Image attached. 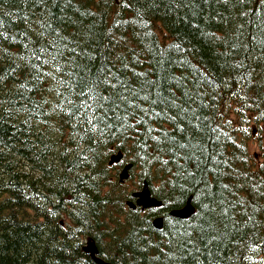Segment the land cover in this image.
<instances>
[{
  "label": "trees",
  "instance_id": "obj_1",
  "mask_svg": "<svg viewBox=\"0 0 264 264\" xmlns=\"http://www.w3.org/2000/svg\"><path fill=\"white\" fill-rule=\"evenodd\" d=\"M249 117L264 0H0V264H96L88 235L112 264H264ZM119 150L160 207L125 205Z\"/></svg>",
  "mask_w": 264,
  "mask_h": 264
},
{
  "label": "water",
  "instance_id": "obj_2",
  "mask_svg": "<svg viewBox=\"0 0 264 264\" xmlns=\"http://www.w3.org/2000/svg\"><path fill=\"white\" fill-rule=\"evenodd\" d=\"M122 157H123V153L122 151L119 150L116 153L110 155L108 163L109 164L117 163L122 159ZM131 168H132L131 162H127L121 168V170L118 173L120 183L124 182L126 179L129 178ZM131 196L135 200H127L126 204L132 209H135L136 207H140L142 210H144L151 207H160L162 205V201L151 194V191L146 181L143 182L142 186L139 189L134 190ZM194 212H195V207L191 203V196H190L186 200L185 204L182 205V207L171 209L168 211V214L170 216L179 219H186L190 217ZM152 224L155 229H160L163 225V217L162 216L154 217L152 219ZM83 250L91 256V258L94 260L96 264H112L99 256L96 242L91 236L87 237L86 243L83 245Z\"/></svg>",
  "mask_w": 264,
  "mask_h": 264
},
{
  "label": "rangeland",
  "instance_id": "obj_3",
  "mask_svg": "<svg viewBox=\"0 0 264 264\" xmlns=\"http://www.w3.org/2000/svg\"><path fill=\"white\" fill-rule=\"evenodd\" d=\"M231 116H234L233 113H230ZM247 127L245 129L248 132V135H244L245 143L247 147V152L249 155V162L252 165H264V125L263 123L254 121L253 118L249 117V121L246 123ZM129 161L126 158L119 164ZM135 170V169H134ZM134 170H131L129 179H126L124 183H119L123 185L129 192L135 190L137 187L138 179L133 177ZM108 182L110 180H107Z\"/></svg>",
  "mask_w": 264,
  "mask_h": 264
},
{
  "label": "bare ground",
  "instance_id": "obj_4",
  "mask_svg": "<svg viewBox=\"0 0 264 264\" xmlns=\"http://www.w3.org/2000/svg\"><path fill=\"white\" fill-rule=\"evenodd\" d=\"M112 121H113V120H112ZM112 121H111V122H112ZM110 128H111V127H110ZM89 137H90V136H89ZM217 185H218V184H217ZM18 187H19V186H18ZM176 187H177V186H176ZM229 200H230V199H229ZM174 219H175V218H174ZM21 223H22V222H21Z\"/></svg>",
  "mask_w": 264,
  "mask_h": 264
}]
</instances>
